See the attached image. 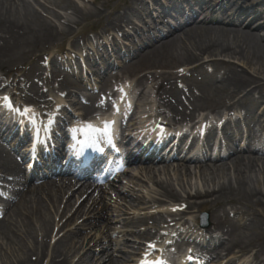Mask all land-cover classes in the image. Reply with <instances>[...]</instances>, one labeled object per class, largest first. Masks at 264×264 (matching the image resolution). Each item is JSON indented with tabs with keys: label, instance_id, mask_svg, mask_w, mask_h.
Instances as JSON below:
<instances>
[{
	"label": "bare ground",
	"instance_id": "6f19581e",
	"mask_svg": "<svg viewBox=\"0 0 264 264\" xmlns=\"http://www.w3.org/2000/svg\"><path fill=\"white\" fill-rule=\"evenodd\" d=\"M56 1L58 0H45V3L49 2L53 6L58 5L59 7L60 4ZM25 2L26 0H0V61L3 60L6 63H24L28 61V58H32L37 53L45 51L46 46H53L56 42H58L57 40L64 35L61 32L67 34L71 33V30L68 28L64 29L59 26L50 27L48 22H42L40 17L34 12L31 5L26 4ZM134 2L135 4H132V2H126V7L123 9V12L121 14H117V19L114 20L115 23H118L120 20L127 23V21L133 17L141 21L140 15L147 10L142 8L143 4L141 3V0H135ZM137 2L138 4H136ZM60 9H63L66 12H71L72 15H68L69 17L67 16V22H75L77 17H81V19L96 18L98 20L104 19L105 17L102 13L97 12V10L85 9L84 11H80L75 9V7L71 4L63 5ZM118 10H120V7H116L113 13H117ZM106 21L109 24L112 23L109 19ZM185 34L193 35V37L179 41L177 45L171 48L162 47V54L160 55L159 53H154L153 58L149 62V66L154 68L155 66L174 64L179 61H183L186 64H195L201 62L204 58L223 57L224 54H230L234 57L233 59H236L237 61H241L239 59H243L249 62L250 60L258 59L259 61L261 60L262 65H264V47L261 45L262 39L255 40L248 35L231 34L223 30L192 32V29H190ZM143 58H140L141 65L145 64ZM220 63L224 64V62L221 61L214 62V72H218V70L222 68ZM123 69L127 70L128 73L131 72L130 67ZM201 69L202 66L196 68L197 71H200ZM62 80H65V77ZM249 83L250 82L247 81L245 77L243 78V76L236 73L234 69H227L224 77L222 78V85L215 88V95L210 98H204L205 96H201L199 101L202 105H209L210 108L214 109L220 106H227V104L235 106L239 103V105L245 107L247 111L251 113L256 105L264 101V98L262 97L260 91H258L260 90V87L256 86L251 88ZM247 90L248 92L241 97L237 103H235L233 100L235 94L241 95ZM228 91H231L232 93L225 95L224 93ZM179 117L183 121L187 119L192 120L193 113L188 115L183 112L180 113ZM249 118H246V120L248 121ZM235 126L237 127V124H235ZM225 128L230 129L231 126L227 125ZM262 168H264L263 163H255L254 161L240 163L232 167L222 166L217 168L215 167L213 169L202 168L199 170L201 172L198 173V184L201 186L202 190H196L194 193L190 191V184H188V182H182L190 178L191 172L188 171L184 173L179 172L178 174L168 173L167 176L169 178V182L159 180L153 176L151 179L149 178L151 182L149 180L148 182H150L155 188L156 195L164 198L165 200H169V202L185 206L186 211H200L201 209L212 210L222 206L225 208L227 205L230 206V204L248 207L256 202L262 203L264 198V192L254 188L249 181V177L256 172V169L259 171L256 172L257 174H262L263 171L260 170ZM142 172L145 174V171ZM149 172L151 171H148V173ZM137 175H140V173H137ZM173 182L177 184V186L181 187L185 197L175 192L173 189ZM58 192V189L51 190L46 188L45 190H41L42 195H38L32 203H28L22 210L17 212L14 216L15 223L13 226H16V229L23 227L28 234L27 236L31 237L29 231L31 229L30 225H33V222H36L45 236H48L51 233V224L53 223V220H55L56 225L63 222L66 223V225L68 223H71L72 225L76 223L78 216V220L82 219V224H84L87 217L90 215L89 213L97 211L100 207L99 204L95 203L93 205V210L90 207L87 209V212L89 213L82 214L78 209L76 213L66 218L67 212L73 206V202L70 199L65 200V202L60 201L57 195ZM125 194L130 196L128 191H125ZM105 199V197H102L99 202L100 204H104V207ZM129 205L132 207H139L141 206V200L139 198H134ZM51 210L54 211V214L52 213L53 216L49 214ZM182 215L183 214H178L176 216ZM34 218H36V220ZM139 223L140 221L132 222L130 224L133 229L138 230ZM19 224L21 226H19ZM12 229L14 228L12 227ZM215 229L219 230V227L215 226ZM257 229H259L257 225H249L245 232L235 235L231 242L232 248L228 251L231 252L236 249L242 253L248 250L255 251L254 260L256 262H260L259 264L264 263V244H260L261 235L260 233H257ZM62 230L64 229L62 228L61 231ZM136 231L130 234L137 235L142 238L149 236L148 233ZM10 233V229H8L3 235L5 240L8 242L10 251H12V256L15 257V262L8 261V259L5 258L3 261L4 263L2 262L3 264L43 263L42 260L45 254L43 248L45 245H39L38 248L30 246L29 248L31 249H28L19 237L14 236V233L10 235ZM255 234L257 235V238L252 239L247 237ZM246 238L247 242H245ZM211 241L212 243L221 242V240L217 241L212 238ZM113 246L114 243L111 241L109 247ZM28 254L34 255L36 260L31 261L30 256H27ZM57 259H60L57 261L59 263H56ZM80 261V264L89 263L86 260ZM48 264H68V262L66 261L64 253H61V251L54 248Z\"/></svg>",
	"mask_w": 264,
	"mask_h": 264
},
{
	"label": "rangeland",
	"instance_id": "374dc122",
	"mask_svg": "<svg viewBox=\"0 0 264 264\" xmlns=\"http://www.w3.org/2000/svg\"><path fill=\"white\" fill-rule=\"evenodd\" d=\"M38 1L37 4H34V0H27V4L32 5L36 11V14L40 17L42 22H48V25L50 27H63L68 28L69 30H71V33L67 34L64 32H61L62 37L60 39H58L57 41L59 42L55 47H63L64 49H66V47H68V42L71 38H74V36L76 37L77 34L79 32L83 33L84 30H87L91 27H98V29H102V25H104L103 22H98L97 19L95 18H91V19H81V17H77L75 22H67V18L69 16H71V12L68 11L66 12L63 9H60L61 6L66 5V4H71L73 7H75V9L77 10H82L84 11L85 9H92V10H97V12H100L102 14H106L105 12V8H110L113 9L116 5H120L128 0H58L56 2H58L60 5L58 7V5L53 6L49 3H45V1L43 0H36ZM94 2V3H93ZM57 3V4H58ZM65 11V12H64ZM69 15V16H68ZM77 15V14H75ZM57 16V17H55ZM66 16V17H65ZM68 16V17H67ZM45 18V19H44ZM99 30V32H100ZM65 31V30H64ZM73 33V35H71ZM71 35V36H70ZM57 43V42H56ZM49 47V46H46ZM262 47H264V43H262ZM48 49V48H45ZM232 57V58H231ZM234 57L231 56L230 54H224L223 57H215V58H204L205 60H207V62L213 61V60H218V61H225V63H229L233 69L236 71V73H238L239 75L243 76V78L245 77L247 79V81H249L250 83H258V84H264V65H262V61L258 60V59H253L250 60L249 62H247L246 60L243 59H239L241 61H237L236 59H233ZM191 79H189L190 81ZM264 93V90H263ZM263 171L262 174H257L256 172H259L258 169H256V172L253 173V175H251L250 178V183L251 185L256 188L257 190H260L262 192H264V168L260 169ZM231 175V174H230ZM232 176V175H231ZM198 178H199V174L197 172L193 173L190 178L188 180H184L182 181L183 183L188 182L189 185V189H191L190 191L192 193H194L196 190H202L201 186L198 184ZM174 187L173 189L175 190L176 193H180L184 195V192L182 191L181 187L177 186V184H173ZM188 189V190H189ZM185 191V190H184ZM188 192V191H187ZM153 195V193L151 194V196ZM155 198L159 199V197H157L154 193ZM257 203V202H256ZM253 204L252 206H254L257 211V222L258 224H255L258 226L259 229H257V233H260L261 236L264 233V198L262 200V203H257V204ZM125 212V211H122ZM210 212V211H209ZM194 216L196 218V216L198 215L196 213V211L194 212H189L186 214V216ZM214 217V215L210 212V221L212 223V218ZM226 217L229 219V215H226ZM118 223V222H116ZM114 223V226H116V228H118L119 226H121L120 223L116 224ZM37 227V225H36ZM83 234H81L80 236H78V239H80V237ZM250 237L252 239L257 238V235H250L247 236ZM245 242H247V238L245 240ZM66 249H68L69 245L65 246ZM127 249V248H125ZM6 251L4 252V250H1L0 252V264L5 260V258L8 259V261H14L12 254L10 253L9 250L5 249ZM128 250V249H127ZM94 260V259H93ZM4 263V262H3ZM2 263V264H3Z\"/></svg>",
	"mask_w": 264,
	"mask_h": 264
},
{
	"label": "snow or ice",
	"instance_id": "6c2138e0",
	"mask_svg": "<svg viewBox=\"0 0 264 264\" xmlns=\"http://www.w3.org/2000/svg\"><path fill=\"white\" fill-rule=\"evenodd\" d=\"M0 106L9 109H12L14 107L13 103L10 101L9 97L7 96L0 98ZM15 111L20 113L21 115H27L28 113L32 112V110L28 108L24 109L23 112H21L19 109H15ZM112 123L113 122L111 121H104L102 128H96L94 125L88 124L86 125V129L90 133L102 132L103 134L108 135L110 133ZM149 247H153V245L150 244ZM144 264H150V262L145 261ZM151 264H163V262L157 260L155 262H151Z\"/></svg>",
	"mask_w": 264,
	"mask_h": 264
}]
</instances>
